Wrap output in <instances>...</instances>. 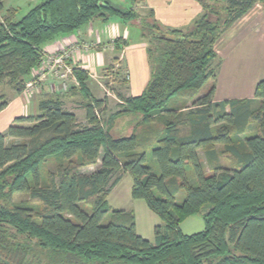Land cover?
<instances>
[{"label":"trees","instance_id":"trees-1","mask_svg":"<svg viewBox=\"0 0 264 264\" xmlns=\"http://www.w3.org/2000/svg\"><path fill=\"white\" fill-rule=\"evenodd\" d=\"M196 1L201 13L183 29L162 26L152 9L140 12L145 0H129V8L40 0L19 19L0 0V86L17 94L44 46L93 21L137 27L149 66L143 91L117 94L119 110L104 117L89 73L74 67L79 88L45 90L37 114L0 132V264H264V78L251 99L213 101L218 41L254 6L264 16V0ZM126 45L114 40L115 64L105 71L128 84L119 59ZM76 95L83 124L65 108ZM7 105L0 93V112ZM121 118L129 120L120 126ZM124 174L131 197L160 220L153 242L137 234L132 211L110 210L107 196ZM198 213L204 229L182 233L180 224Z\"/></svg>","mask_w":264,"mask_h":264},{"label":"crops","instance_id":"crops-1","mask_svg":"<svg viewBox=\"0 0 264 264\" xmlns=\"http://www.w3.org/2000/svg\"><path fill=\"white\" fill-rule=\"evenodd\" d=\"M15 1L18 3L13 2L11 5L7 4V0H4V9L15 8L18 11L21 5L30 9L38 0ZM26 1H32L34 4H30V2ZM143 3L145 8H150L154 11L156 20L159 21L162 26L167 28H180L183 24H186V22L188 23V20L191 21L201 13V6L195 0H147ZM185 16H187V19H184ZM243 19L238 21L236 26L233 27V29L236 30L242 25V31L240 30V32L237 33L236 37L232 39L226 48L223 47L222 52L219 51L218 55L221 57L222 63L216 79L213 95L214 102L231 99H251L254 96L255 85L259 80L264 78V22L259 18H256L255 20L248 22L244 27ZM130 28L129 25L124 24L116 18L110 19L106 23L93 21L69 35L55 38L54 41L44 46V50H72L70 54V62L73 67L84 69L89 73V76H92V74L98 73V70L100 72V70L107 67L108 64H115L113 58L117 56V54L115 53L114 48L111 49L110 44L112 41L114 42V40L120 38L122 41H126L127 45L123 47L119 59H121L122 63H127L129 69L131 68V70H133L134 68V73L137 75L136 79L133 77V82H130V75L127 71L128 96H136L137 94L139 95L145 87L143 82L138 80V77L143 78L149 71V68L147 62L142 61L144 58H141V55H143L141 53L146 50V44L140 38L139 33L134 35L130 31ZM245 39H247L246 41H251L257 51L260 52L259 59L263 63L262 67L258 70L257 75L242 76L239 74L238 76L235 72H224L223 66L228 61L227 59L232 50V45L236 47ZM71 40H73V42H71ZM69 44L72 45L68 46ZM72 46L73 48L70 49ZM91 81L92 80H89L88 82L89 87L92 84ZM20 95L15 93L10 97V102L8 101V105L0 112V119L10 111L13 104H16L15 109L20 112V115L18 116L37 114V112H35L37 111V98L28 104V100L21 98L22 95ZM68 101L69 100L66 98L65 103L67 104ZM9 122L10 120L5 121V123L1 122L0 132L7 129L11 124V122ZM96 167L97 166L86 167L81 169V171L83 173H91ZM156 225H159V223H156ZM137 234L146 240L151 242L154 241V233L151 235H145L138 231Z\"/></svg>","mask_w":264,"mask_h":264},{"label":"rangeland","instance_id":"rangeland-1","mask_svg":"<svg viewBox=\"0 0 264 264\" xmlns=\"http://www.w3.org/2000/svg\"><path fill=\"white\" fill-rule=\"evenodd\" d=\"M39 1L40 0H38L35 4L32 1H26V2H30V4L32 3V4L36 5ZM145 1H147V0H145ZM13 2L18 3L15 0H7V4L12 5ZM112 2L116 5H121V7H123V8H129L130 7L129 0L128 1L127 0H112ZM136 8L140 12H145V13L148 12L145 9L144 3L139 4ZM28 10H29L28 8L21 5L19 10L17 11L16 19L21 18L25 13H27ZM243 18L242 19L244 20V22H243L244 27L246 24H248V22H250L251 20H255L256 18L257 19L259 18L261 21L264 22L262 7L260 5L254 6V8L250 12H248ZM184 19H187V16H185ZM194 19H192L191 21L188 20L189 22L188 23L186 22V24H183L182 28L185 29V28L189 27L192 24ZM236 24L237 23H235L232 26V28L222 37V39H220L218 41V43L215 47L217 54H219V51L222 52L223 47L226 48L227 45L232 41V39L234 37H236L237 33L240 32V30L243 26L241 25L236 30H234L233 27H235ZM130 27H131L130 31L134 35L139 33V29L137 27H135V26H130ZM246 40L247 39H245L242 43L238 44L236 47H234L232 45V50H231L230 55L228 56V59H227L228 61L223 66L224 72H228V73L235 72L238 74V76H239V74H241L242 76H244V75L245 76L246 75L256 76L257 75V72L262 67V63H263L259 59L260 52L257 51V49L255 48V46H253L251 41H246ZM71 42H73V40H71ZM113 48H114V42H113V47L111 49H113ZM114 51L116 53L115 48H114ZM145 51L146 50H144L141 53V54H143V55H141V58L142 59L144 58V60H142L143 62L144 61L147 62V55L145 54L146 53ZM120 56H121V54H120ZM122 65H124L126 70L129 72L130 82H133V77L135 79L137 77L136 73H134V68H133V70H131V68L129 69L128 64L125 62H123V63L121 62L120 66H122ZM108 66H110V64H108ZM105 68L100 70V72L98 70V73L92 74V76L90 75V80H92L91 81L92 84L89 87L90 90H92L91 93L93 94V97L99 98L100 100H102V99L105 100L104 105H103L104 110H103V114L101 115V117L107 116L108 114H111V113L119 110V102L120 101H119V97H117V94H121L124 97H127L129 95L128 84L124 83L122 81V79H120V78H115V77L109 76V74L105 71ZM148 68H149V66H148ZM33 79H32L31 75L28 78V80L30 82H33V86H34L35 84H34ZM75 79H76V77H75ZM138 80L142 81L143 85L145 86L149 80V71L145 74V76L143 78L138 77ZM53 81L54 80L52 78V79H47L43 83L38 82V85H35L34 89H32V90L29 89L28 92L22 91L21 92V95H22L21 98L28 100L27 101L28 104L37 98V103H38V100L41 97L42 92H45V90L50 91L51 86H54ZM72 81H73V78L69 77V79H68L69 87L67 88V90H69V88H71V87L79 88V82H77V84H75ZM205 88H203L201 90V93L204 92ZM50 92H52V91H50ZM0 93L4 94L8 101H9L10 97H12L15 94V92L9 86H5V85L0 86ZM18 95H20V94H18ZM132 95H134V94H132ZM67 99L69 101L65 105V108L70 110V111H73L76 114L80 123L83 124L85 114H84V110L81 108V105L83 102L82 97L80 95H76L73 97H68ZM15 106H16V104H13L11 106L10 111L7 112L4 117H1L0 124H1V122L5 123V121H9V120L12 123L17 117H19L18 115H20L19 114L20 112L15 109ZM35 112H37V111H35ZM123 119L118 120L119 121L118 123H120V126H123V122L129 120V118H123ZM249 135H251V134H249ZM201 159H202V157H201ZM222 163L224 166H226L225 164H227L225 160H222ZM206 169L207 168H205V170ZM189 174H190V168L189 169L187 168V176ZM131 186H132L131 176L129 174H124L123 178L120 180V182L110 191V193L107 196V201H108V204L110 206V210L111 211L112 210H122V211H127V212L132 211L134 213V216H135V229L137 228V232L139 231L142 234H145V235L150 234L151 235L152 233H154V226L156 225V223L160 224V220L154 213H152L148 209L144 200L134 199L131 197V194H130ZM184 198H185V191L183 188L180 187L178 189L176 195H175V201H176V203L180 204L184 200ZM84 208H87V211H89L88 207H84ZM109 215H110V213H108L105 216L104 222H106L108 220ZM204 226H205V224L203 222L202 215L200 213H198V214H195L193 216L186 218L180 224V229H181L182 233H184V234H192V233L202 231L204 229Z\"/></svg>","mask_w":264,"mask_h":264},{"label":"built area","instance_id":"built-area-1","mask_svg":"<svg viewBox=\"0 0 264 264\" xmlns=\"http://www.w3.org/2000/svg\"><path fill=\"white\" fill-rule=\"evenodd\" d=\"M72 44H69L70 46ZM111 48L113 47V41L110 44ZM73 48L70 47V49ZM72 50L68 49L57 50V49H48L42 51V60L38 68H36L31 76L34 80V84L38 85V82H44L47 79L53 78L54 86H51L50 91L53 93L66 92L69 87L68 79L69 77L73 78V83L77 84V80L73 74V65L70 62V54ZM115 67H118L117 64ZM31 80V79H30ZM33 82L29 80L26 82L23 92H28L29 89H34Z\"/></svg>","mask_w":264,"mask_h":264}]
</instances>
